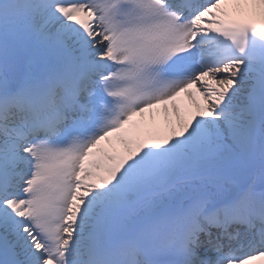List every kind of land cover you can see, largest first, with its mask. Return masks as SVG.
<instances>
[{
  "label": "snow or ice",
  "instance_id": "snow-or-ice-1",
  "mask_svg": "<svg viewBox=\"0 0 264 264\" xmlns=\"http://www.w3.org/2000/svg\"><path fill=\"white\" fill-rule=\"evenodd\" d=\"M264 264V0H0V264Z\"/></svg>",
  "mask_w": 264,
  "mask_h": 264
},
{
  "label": "bare ground",
  "instance_id": "bare-ground-1",
  "mask_svg": "<svg viewBox=\"0 0 264 264\" xmlns=\"http://www.w3.org/2000/svg\"><path fill=\"white\" fill-rule=\"evenodd\" d=\"M258 264H260V263H258Z\"/></svg>",
  "mask_w": 264,
  "mask_h": 264
}]
</instances>
